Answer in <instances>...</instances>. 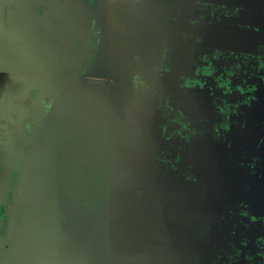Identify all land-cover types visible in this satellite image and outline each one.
<instances>
[{"label":"crops","instance_id":"0c3cea01","mask_svg":"<svg viewBox=\"0 0 264 264\" xmlns=\"http://www.w3.org/2000/svg\"><path fill=\"white\" fill-rule=\"evenodd\" d=\"M247 40L264 0H0V264H217Z\"/></svg>","mask_w":264,"mask_h":264},{"label":"flooded vegetation","instance_id":"af4514ba","mask_svg":"<svg viewBox=\"0 0 264 264\" xmlns=\"http://www.w3.org/2000/svg\"><path fill=\"white\" fill-rule=\"evenodd\" d=\"M247 41L248 43L245 41L243 44L239 41L238 44L240 47H250L254 43L255 50L248 56L254 66L264 68V52L260 54L262 58L258 57L261 51L257 50L256 41ZM239 77L243 78L238 75L237 80ZM255 87L261 89L263 86L258 83ZM262 95L264 92L259 94L252 90L248 92L249 99H243L239 103L215 97L212 104V109L215 106L214 115H218V119L222 116L233 123L230 132L241 146L237 156L229 160L234 161V173L239 177V182L235 184L232 195H225L221 199L224 224L211 242L213 258L217 260V264H264V117L260 115L264 107L262 111H256ZM237 103L244 107H239ZM255 111L258 116L254 114ZM215 116L212 115L213 119ZM225 163L229 164L228 160ZM224 179L226 181L227 177ZM225 187L224 190L228 191V185Z\"/></svg>","mask_w":264,"mask_h":264},{"label":"rangeland","instance_id":"374dc122","mask_svg":"<svg viewBox=\"0 0 264 264\" xmlns=\"http://www.w3.org/2000/svg\"><path fill=\"white\" fill-rule=\"evenodd\" d=\"M261 141V140H260Z\"/></svg>","mask_w":264,"mask_h":264}]
</instances>
